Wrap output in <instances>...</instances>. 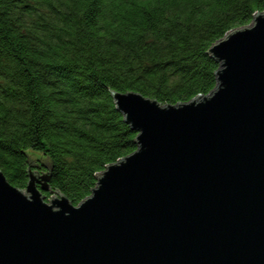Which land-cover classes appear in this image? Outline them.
Here are the masks:
<instances>
[{"label": "water", "instance_id": "obj_1", "mask_svg": "<svg viewBox=\"0 0 264 264\" xmlns=\"http://www.w3.org/2000/svg\"><path fill=\"white\" fill-rule=\"evenodd\" d=\"M208 52V95L111 92L137 149L78 205L48 175L20 189L0 170V264H264V11Z\"/></svg>", "mask_w": 264, "mask_h": 264}, {"label": "trees", "instance_id": "obj_2", "mask_svg": "<svg viewBox=\"0 0 264 264\" xmlns=\"http://www.w3.org/2000/svg\"><path fill=\"white\" fill-rule=\"evenodd\" d=\"M263 11L264 0H0V170L20 189L29 171L48 175L78 205L137 149L111 92L162 105L208 95L221 66L208 49Z\"/></svg>", "mask_w": 264, "mask_h": 264}]
</instances>
